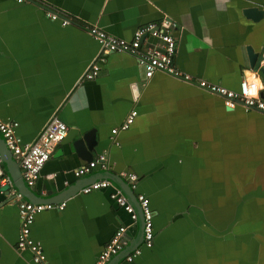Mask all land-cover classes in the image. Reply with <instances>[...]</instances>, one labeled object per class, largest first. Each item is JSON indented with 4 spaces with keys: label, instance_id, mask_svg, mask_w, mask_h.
<instances>
[{
    "label": "crops",
    "instance_id": "1",
    "mask_svg": "<svg viewBox=\"0 0 264 264\" xmlns=\"http://www.w3.org/2000/svg\"><path fill=\"white\" fill-rule=\"evenodd\" d=\"M249 7L262 16H247ZM163 18L176 22L175 64L195 82L238 90L251 74L264 84V0H0V116L17 123L24 143L55 116L69 129L37 182L26 184L28 196L2 160L9 183L0 184V264H37L17 245V192L53 204L30 230L51 264H95L120 225L127 246L106 264H264V114L228 108L221 96L162 71L148 78L134 54L104 55L87 29L131 39ZM249 48L259 55L253 65ZM95 65L97 75L88 78ZM132 110L134 122L114 133ZM101 154L106 168L75 175ZM128 171L138 175L128 201L144 194L154 212L151 247L139 243L138 218L113 197L130 186ZM103 178L108 187L82 191Z\"/></svg>",
    "mask_w": 264,
    "mask_h": 264
},
{
    "label": "built area",
    "instance_id": "2",
    "mask_svg": "<svg viewBox=\"0 0 264 264\" xmlns=\"http://www.w3.org/2000/svg\"><path fill=\"white\" fill-rule=\"evenodd\" d=\"M23 2L24 0H15ZM48 16L55 20L59 18L57 12L49 11ZM70 19L63 17L62 23L67 25ZM177 28L175 21L163 18L160 21H150L138 27L131 39L119 38L113 35H108L105 31L98 27L89 26L87 29L100 41L102 52L104 55L113 52H128L134 54L138 61L144 66L146 77H152L155 72L162 71L181 78L188 82H195L192 76L182 72L175 64V57L178 51V41L174 30ZM149 38H154L158 42L148 44L145 42ZM147 43L144 48L143 44ZM98 73V66L87 73L88 78H92ZM248 77H243L238 90L227 88L223 85L205 80L198 79L196 84L200 87L221 96L228 108H234L237 104L243 105L246 109H253L264 114V96L261 89L258 90L256 97H246L242 93V85L247 81ZM137 115L136 110H132L126 120L119 128H114L113 132L126 130L134 122ZM17 123L15 121H6L0 116V133L3 135L5 144L11 153L16 156L17 161L22 169V175L27 185H34L40 177L41 170L45 163L50 159L56 146L63 141L68 135V125L59 117H53L38 138L32 143H24L17 134ZM107 167L106 156L101 154L90 162L83 164L75 169V175L82 177L89 174L97 166ZM125 179L129 182L132 189L137 187L138 175L135 172L122 173ZM9 183L8 175L0 158V184L6 187ZM110 185V180L107 178L96 179L82 188V191L89 193L95 190L106 188ZM19 199L18 207L21 218V232L18 238V248L30 249L33 252V260L37 264H51L41 247L35 243L30 237L31 225L37 213L53 207L52 203H38L22 198L21 193L16 194ZM118 204L122 205L133 220L138 218V213L135 207L128 201L127 197L120 191L113 194ZM137 199L143 215V243L151 247L154 244V212L150 205L149 198L144 194H138ZM65 203H62L59 208L63 209ZM127 227L120 225L104 249L101 251L95 264H106L113 256L121 252L127 246L126 240ZM140 249H136L134 254H137ZM131 259V257H129Z\"/></svg>",
    "mask_w": 264,
    "mask_h": 264
},
{
    "label": "water",
    "instance_id": "3",
    "mask_svg": "<svg viewBox=\"0 0 264 264\" xmlns=\"http://www.w3.org/2000/svg\"><path fill=\"white\" fill-rule=\"evenodd\" d=\"M244 12L250 18H252L254 20H258V18H260L262 16L263 10H261V9H259L257 7H249ZM248 52H249V57H250V64L253 65V64H255L258 61L259 55H257L255 52H253L252 49H250V48L248 49ZM91 136H92V133H90V134L87 133L86 136H85V139L87 141H90V137ZM1 139H3V138L0 135V156H1L2 160H3V162L6 163L7 169L9 170L10 174L12 175V178L14 179L16 187L19 190H21L23 193H26V195L28 196L30 190H29V187L26 185L23 177L21 176V171H20L19 165L17 164L16 160L14 159V156L11 153V151L7 148V146L5 144V141L4 140L2 141ZM104 177H106V176H104ZM107 177L113 179L121 187H123L122 186L123 184L121 185V182L122 181L125 182V181L122 178H120L121 181L119 180V182H118V180L115 179L111 174L108 175ZM125 185L126 186H125V188L123 190L124 195H127V194L129 195V192H131L134 195L133 190L131 189V187L129 185L126 184V182H125ZM130 200H131V203L133 204V206L135 207V210L138 213V220L141 223L142 229H143V215H142V211H141L139 202H138V200L136 198L134 200L133 199H130ZM141 240H142V235H141V238L139 240V243H140Z\"/></svg>",
    "mask_w": 264,
    "mask_h": 264
},
{
    "label": "clouds",
    "instance_id": "4",
    "mask_svg": "<svg viewBox=\"0 0 264 264\" xmlns=\"http://www.w3.org/2000/svg\"><path fill=\"white\" fill-rule=\"evenodd\" d=\"M264 88V84L259 79L249 74L247 81L242 85V93L246 97H256L258 90Z\"/></svg>",
    "mask_w": 264,
    "mask_h": 264
}]
</instances>
